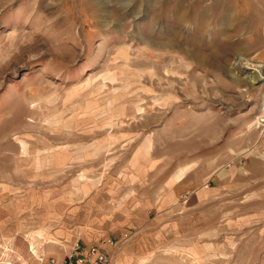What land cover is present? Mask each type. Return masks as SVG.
I'll list each match as a JSON object with an SVG mask.
<instances>
[{"label": "rangeland", "instance_id": "374dc122", "mask_svg": "<svg viewBox=\"0 0 264 264\" xmlns=\"http://www.w3.org/2000/svg\"><path fill=\"white\" fill-rule=\"evenodd\" d=\"M247 63L264 0H0V264H264Z\"/></svg>", "mask_w": 264, "mask_h": 264}, {"label": "built area", "instance_id": "2783aa9c", "mask_svg": "<svg viewBox=\"0 0 264 264\" xmlns=\"http://www.w3.org/2000/svg\"><path fill=\"white\" fill-rule=\"evenodd\" d=\"M111 243V242H109ZM35 264H113L109 254L99 246H88L81 250L79 245L74 244L66 255L57 260L52 256L39 255Z\"/></svg>", "mask_w": 264, "mask_h": 264}, {"label": "bare ground", "instance_id": "6f19581e", "mask_svg": "<svg viewBox=\"0 0 264 264\" xmlns=\"http://www.w3.org/2000/svg\"><path fill=\"white\" fill-rule=\"evenodd\" d=\"M246 65H247V67L251 68V70H252L251 72L253 73L252 79L254 81L264 80V68L261 67V65H255V64H250V63H247ZM239 66L242 67V64H239Z\"/></svg>", "mask_w": 264, "mask_h": 264}, {"label": "crops", "instance_id": "0c3cea01", "mask_svg": "<svg viewBox=\"0 0 264 264\" xmlns=\"http://www.w3.org/2000/svg\"><path fill=\"white\" fill-rule=\"evenodd\" d=\"M47 256H51V255H47ZM53 257V256H52Z\"/></svg>", "mask_w": 264, "mask_h": 264}]
</instances>
